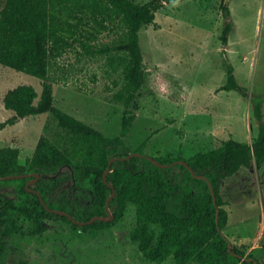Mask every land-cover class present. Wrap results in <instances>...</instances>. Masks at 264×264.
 <instances>
[{
    "label": "trees",
    "instance_id": "16d2710c",
    "mask_svg": "<svg viewBox=\"0 0 264 264\" xmlns=\"http://www.w3.org/2000/svg\"><path fill=\"white\" fill-rule=\"evenodd\" d=\"M170 1L174 0H4L0 8V64L42 79V88L37 100V91L31 84L9 88L3 95V104L14 114L2 121L0 128L19 117L44 112L52 114L55 128L51 136L40 135L24 163L19 162L17 147H0V177L30 173L0 179L18 183L15 195L0 194V264H29L16 258L13 248L21 238L42 232L45 217L59 216L81 229L102 228L111 220L118 221L128 202L135 205L136 211L129 236L152 261L161 262L172 256L174 264H255L253 259L262 264L231 242L224 232L229 215L221 192L225 179L240 168L264 163L262 101H252L257 128L251 142L229 137L220 146L196 151L189 157H184L181 150L175 158L152 155L159 163L185 159L196 175L209 179L216 202L207 180L194 176L185 164L160 166L144 155L112 162L106 174L115 188L108 202L111 220L79 225L65 215L49 211L39 196L27 188L26 182L38 172L35 184L29 186L38 189L50 207L68 211L79 220L109 216L105 204L112 188L104 182L103 174L111 157L131 152L125 137L136 115L130 105L145 81L139 30L155 24L156 11ZM219 7L223 18L219 39L226 70V80L220 88L247 96L224 48L234 27L230 7L224 0ZM68 52L79 59L103 58L113 72L123 75L122 84L109 98L123 105L117 134L107 136L54 104L53 83L58 79L54 75L60 58ZM145 145L143 141L133 151L144 154Z\"/></svg>",
    "mask_w": 264,
    "mask_h": 264
},
{
    "label": "rangeland",
    "instance_id": "374dc122",
    "mask_svg": "<svg viewBox=\"0 0 264 264\" xmlns=\"http://www.w3.org/2000/svg\"><path fill=\"white\" fill-rule=\"evenodd\" d=\"M220 1L165 2L156 11L155 24L139 30L145 81L130 105L136 115L125 137L131 151L145 141L144 154L175 158L181 150L189 157L229 137L247 142L255 137L252 101H262L264 113V0H224L234 23L224 48L247 96L220 88L226 80ZM59 61L54 104L107 136L117 134L123 105L109 98L123 75L100 57L85 60L68 52ZM18 84L33 85L35 100L39 98L42 79L0 64V123L14 114L4 107L3 95ZM54 128L50 112L19 117L0 128V147H17L24 163L40 135L51 136ZM17 184L0 182V194L15 195ZM221 192L229 215L224 231L264 264V163L239 169L225 179ZM135 221L132 202L118 221L102 228L81 229L59 216L45 217L43 231L21 238L14 256L29 264H174L172 256L156 262L139 251L129 236Z\"/></svg>",
    "mask_w": 264,
    "mask_h": 264
},
{
    "label": "water",
    "instance_id": "95a60500",
    "mask_svg": "<svg viewBox=\"0 0 264 264\" xmlns=\"http://www.w3.org/2000/svg\"><path fill=\"white\" fill-rule=\"evenodd\" d=\"M134 155H144V156H146L148 159H150L151 161H153L155 164H158V165H160V166H168V165H170L171 163H177V162H178V163L185 164V165L189 168V170L192 171V174H193L194 176L203 177V178H205V179L207 180L208 185H209V187H210V191H211L212 197H213V201L216 202V194H215L214 188H213L211 182L209 181V179H208L207 177H205L204 175H196V174L193 172V170H192L191 166L189 165V163H188L185 159H176V160H174L173 162H170V163H159L157 160H155V159L153 158V156H150V155H147V154H142V153H140V152H138V151H131V152H129L128 154H126V155H124V156H114V157H111V158L108 160V165H107V167H106V169H105V171H104V174H103V180H104V182H105L106 184H108L109 186H111V188H112V193H111L110 196L107 198V200H106V204H105L106 211H107V213L109 214L108 217H106V216H100V215H94V216H92L91 218H89L88 220H79V219H76V218H75L71 213H69L68 211H65V210H61V209H57V208H52V207H50V206L46 203V201H45V199L43 198V196H42V194L40 193V191H39L38 189H36V188H33V187H30V186H29V185H30V182L26 183V185H27V188H28L29 190L35 192V193L39 196V199H40L41 203L45 206V208H47V209H48L49 211H51V212L65 215V216L69 217L71 220H73L75 223H77V224H79V225L90 224V223H92L93 221L98 220V219L110 220V219H112L113 216H112L111 211H110V209H109L108 202H109V200L114 196V194H115V188H114V186H113L112 184H110V183L107 181V179H106V174H107V172L110 171V166H111V164H112V162H113L114 160H117V159H118V160H121V159H128V158H130L131 156H134ZM28 175H30V173H23V174H9V175H3V176H1L0 179H10V178L18 177V176H24V177H25V176H28ZM34 175H35V177L33 178V182L36 181V179H37L38 176H39V173H38V172H35ZM217 214H218V209H217ZM230 247H231V242L228 243V248L231 249ZM248 259H252V258H248ZM253 260H254L255 264H257V261H256L255 259H253Z\"/></svg>",
    "mask_w": 264,
    "mask_h": 264
},
{
    "label": "crops",
    "instance_id": "0c3cea01",
    "mask_svg": "<svg viewBox=\"0 0 264 264\" xmlns=\"http://www.w3.org/2000/svg\"><path fill=\"white\" fill-rule=\"evenodd\" d=\"M241 169V168H240ZM229 217V216H228ZM229 219V218H228ZM228 224V223H227ZM225 232V231H224ZM226 233V232H225Z\"/></svg>",
    "mask_w": 264,
    "mask_h": 264
}]
</instances>
